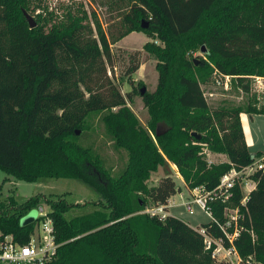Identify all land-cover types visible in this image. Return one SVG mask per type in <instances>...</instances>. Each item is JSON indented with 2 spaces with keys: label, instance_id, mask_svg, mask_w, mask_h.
Segmentation results:
<instances>
[{
  "label": "trees",
  "instance_id": "trees-1",
  "mask_svg": "<svg viewBox=\"0 0 264 264\" xmlns=\"http://www.w3.org/2000/svg\"><path fill=\"white\" fill-rule=\"evenodd\" d=\"M29 1L0 0V170L25 182L74 179L95 199L8 197L0 202V239L27 243L34 225H21L20 218L46 204L57 248L44 264H217L195 228L174 216L141 213L180 190L167 170L155 186H148L150 176L172 164L187 188L211 191L232 167L263 159L249 176L255 186L244 205L235 186L228 204L208 206L218 223L225 206L239 208L234 247L240 264H264V154L251 158L240 120L241 114L264 115V104L211 108L201 88L214 74L235 79L232 86L247 93L248 77H264V0H91L116 13L119 24L108 32L94 11L88 16L81 7L60 20L37 16L30 28L23 15ZM132 32L149 41L126 54L124 76L132 84L142 58H154L152 92L139 82L122 94L108 76L111 45ZM136 96L149 115L146 127L128 107ZM93 114L123 160L114 171L88 133ZM204 148L227 161L208 165ZM87 205L94 209L66 217ZM200 227L223 238L211 221Z\"/></svg>",
  "mask_w": 264,
  "mask_h": 264
},
{
  "label": "rangeland",
  "instance_id": "rangeland-1",
  "mask_svg": "<svg viewBox=\"0 0 264 264\" xmlns=\"http://www.w3.org/2000/svg\"><path fill=\"white\" fill-rule=\"evenodd\" d=\"M29 9L27 14L35 20L37 16L43 19L49 20L51 17H57L58 20L62 19L66 10H74L81 7L87 12L88 16L92 11L95 12L97 18L101 22L102 28L105 32L110 30L115 31L119 19L115 15L116 13H110L104 7L94 3L91 0H30ZM52 14V16L50 15ZM141 34V35H140ZM145 38L143 33L134 35L126 39L122 46L127 48L138 49L140 45V37ZM141 37V38H142ZM147 38V37H146ZM149 41V39H148ZM111 50L115 54V60L112 66L108 67V76L111 77L112 81L119 87L122 94H126L131 91L132 86H137L139 82L143 84L147 91H154L157 84V73L155 71L156 60L148 55L142 58L140 67L131 76L132 84H129L127 78L124 76L126 70V54L133 51H129L123 48H119L111 45ZM202 55L200 52L194 56ZM257 76L248 77L249 91L245 93L239 87L232 86V79L230 77H222L212 74L211 78L207 83L202 84L201 88L204 92V96L207 103L211 108L223 107V106H241L246 107L248 103L259 107L264 104V77L261 79ZM122 79V81H121ZM235 83L237 81L234 79ZM129 109L134 113L138 122L146 127L149 120L147 109L143 106V103L139 96L134 98L132 104H128ZM87 124L90 128L88 132L91 136V141L95 150L99 152L103 158L107 168H112L123 165V160L119 158V154L114 150L111 140L106 134L105 127L100 121L99 114H93L87 117ZM261 130L264 129V122H259ZM253 125H256V119H253ZM161 130H165L162 126ZM264 132V130H263ZM264 137V136H263ZM264 142V139H263ZM262 146V145H261ZM251 154L257 153L258 151L264 152V148H252ZM205 151L203 149L202 153ZM205 159H208L207 155L203 154ZM214 163L224 162L227 158L224 155L211 154L209 156ZM258 160V159H257ZM169 173L175 182L176 188H179L183 192L185 198H187V192L184 188V182H182L180 176L176 174L175 167L169 164L165 167H159L157 171L153 172L150 176L148 186H155L161 176L165 175L164 172ZM251 186L253 184L251 183ZM37 195H43L46 198L55 199L56 197L62 196L68 203H84L90 202L95 199L94 193L85 186L74 179H54V178H42L36 182H25L22 180L15 179L8 175L6 172L0 170V202H3L8 197H13L16 202H22L26 199L35 197ZM176 206L168 209L170 216L177 217L187 223L192 228H196L201 224H207L210 219L203 211L197 206L191 205L192 212L189 213L184 207L180 206V200L178 199L177 192L172 198ZM191 201V199H189ZM39 209H42L41 211ZM94 207L87 205L85 207L73 208L66 213L67 218L84 215L92 211ZM48 208L46 204H43L40 208L36 207L31 209L27 214L20 218L21 225L33 224V235L36 236L41 233V216L42 213H46ZM39 219V221H37Z\"/></svg>",
  "mask_w": 264,
  "mask_h": 264
},
{
  "label": "built area",
  "instance_id": "built-area-1",
  "mask_svg": "<svg viewBox=\"0 0 264 264\" xmlns=\"http://www.w3.org/2000/svg\"><path fill=\"white\" fill-rule=\"evenodd\" d=\"M261 78L262 77L256 79ZM203 154L208 157V159H206L208 165L214 163L209 159L210 153L206 149ZM262 166L263 159H259L253 164L240 169L232 167L227 173L220 177L218 185L211 191H206L202 187L189 189L184 186L187 192V198H185L182 191H177L178 199L181 201L180 206L184 207L189 213L192 212L191 205L197 206L209 217L210 221L216 224L221 230L223 238H215L209 235L205 228L200 226L195 228L203 237L205 250L210 251L212 259L217 264H240L241 259L234 247V240L239 235L241 229L238 224L242 215L238 207H230L227 205L223 208L224 221L223 223H218L213 217L208 203L218 200L223 204H228L233 198V189L235 186H238L242 195L240 205H244L248 194L255 186L254 182L249 179V176L257 170H261ZM175 171L179 176L176 168ZM251 183L253 186H251ZM171 198L168 199L165 205L147 207L141 213L163 220L169 215L168 209L177 205ZM189 199H191V201H189ZM40 218L42 220V234L38 233L34 236L32 232L27 243L19 244L14 242L11 235H6L0 239V264H44L51 261L57 248L54 239V229L46 213H42ZM230 228H233L232 232H229Z\"/></svg>",
  "mask_w": 264,
  "mask_h": 264
},
{
  "label": "crops",
  "instance_id": "crops-1",
  "mask_svg": "<svg viewBox=\"0 0 264 264\" xmlns=\"http://www.w3.org/2000/svg\"><path fill=\"white\" fill-rule=\"evenodd\" d=\"M139 33H141V32H132V33L126 35L125 37L120 39L118 42H116L114 44V46L129 50V51L142 50L143 45L146 42H148V38H146V37L143 38L142 36H141L142 38L140 37V45H141L140 48L133 49V48H127L125 46H122V44L125 43L127 38L132 37L134 35H138ZM253 119H256L255 127L253 125ZM240 120H241L242 129H243V133H244V137H245V142H246V145H247L249 152L251 153L253 150L252 148H256V146H258V148L263 149L264 148V142H263V139H264L263 130L264 129L261 130L258 123L264 122V115L241 114ZM258 152L262 153L261 151H258ZM262 154H264V152ZM219 156H221V155H219Z\"/></svg>",
  "mask_w": 264,
  "mask_h": 264
},
{
  "label": "water",
  "instance_id": "water-1",
  "mask_svg": "<svg viewBox=\"0 0 264 264\" xmlns=\"http://www.w3.org/2000/svg\"><path fill=\"white\" fill-rule=\"evenodd\" d=\"M23 15H24L25 19L27 20V22L29 24V27L30 28H34L36 26L34 20L26 12H23ZM147 26H148L147 22H143L141 24V28H143V29L146 28ZM204 52H205V48L202 47L201 48V53H204ZM195 63H196V61H195ZM144 91H145V88L143 87L141 89V93H144ZM157 134H159V132ZM193 135H195V134H193ZM251 158H253V154L251 155ZM39 210L41 211L42 209H39Z\"/></svg>",
  "mask_w": 264,
  "mask_h": 264
}]
</instances>
